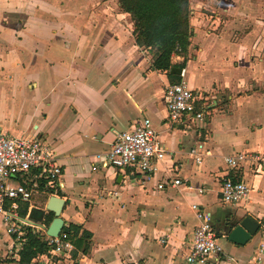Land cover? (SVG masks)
<instances>
[{
    "label": "crops",
    "instance_id": "crops-1",
    "mask_svg": "<svg viewBox=\"0 0 264 264\" xmlns=\"http://www.w3.org/2000/svg\"><path fill=\"white\" fill-rule=\"evenodd\" d=\"M188 4L185 55L173 52L162 70L152 65L156 50L137 45L118 0H0V130L44 143L61 168L52 182L39 166L9 180L30 189L18 213L50 236L46 204L61 197L63 226L79 225L92 240L87 253L73 255L66 238L68 254L34 259L190 264L196 203L209 212L221 247L207 264H264V0ZM182 62L203 120L168 118L163 91ZM144 117L164 149L157 169L105 165L117 133ZM239 153L244 159L228 164ZM226 176L245 182L247 195L225 202ZM244 216L258 226L240 244L229 239V224ZM21 248L0 214V264H17Z\"/></svg>",
    "mask_w": 264,
    "mask_h": 264
},
{
    "label": "built area",
    "instance_id": "built-area-1",
    "mask_svg": "<svg viewBox=\"0 0 264 264\" xmlns=\"http://www.w3.org/2000/svg\"><path fill=\"white\" fill-rule=\"evenodd\" d=\"M163 100L170 121L178 122L183 116H192L196 120H203L204 110H197L196 95L189 86L185 76V68L181 67L179 79L166 86ZM164 156V149L150 120L144 117L133 128L118 132L112 147L103 155L105 165L115 167H135L141 171L152 173L157 169V161ZM245 154L239 153L227 156L230 165H236L244 159ZM200 161V156L196 155ZM39 166L41 172L51 182L57 178L61 168L56 164L52 150L36 139L7 134L0 130V214L7 230L16 241L22 242L28 233L26 226H32V234L41 236L45 232L44 225H33L18 213V201H27L30 189L21 183L12 184L9 180L30 168ZM172 185L180 183L179 178H172ZM159 187L163 183L158 184ZM249 187L245 182L235 181L224 177L221 184V197L225 202H236L245 197ZM198 191L202 192L199 188ZM199 219L195 226L186 260L190 264H207L211 254H217L221 247L217 241L218 233L214 229L209 212L193 203ZM52 245L51 253L68 254L73 245L66 239L65 233L58 236H47ZM30 264H49L48 259H34Z\"/></svg>",
    "mask_w": 264,
    "mask_h": 264
},
{
    "label": "trees",
    "instance_id": "trees-1",
    "mask_svg": "<svg viewBox=\"0 0 264 264\" xmlns=\"http://www.w3.org/2000/svg\"><path fill=\"white\" fill-rule=\"evenodd\" d=\"M123 11L128 12L133 20V34L137 45L156 50L153 68L169 70L173 65V52L185 55L190 31L188 17V0H118ZM184 66V62L177 64ZM24 213V210H23ZM53 212L47 211L45 221L48 224ZM80 226L67 223L62 232L70 240L75 251L89 252L92 240L91 233L85 229L78 234ZM52 245L47 235L35 236L28 229L22 240V248L17 264H29L31 260L43 253H50Z\"/></svg>",
    "mask_w": 264,
    "mask_h": 264
},
{
    "label": "water",
    "instance_id": "water-1",
    "mask_svg": "<svg viewBox=\"0 0 264 264\" xmlns=\"http://www.w3.org/2000/svg\"><path fill=\"white\" fill-rule=\"evenodd\" d=\"M180 70V67L176 68L177 73H179ZM63 204L64 200L58 196H51L46 204V209L54 213V217L46 229V233L50 236H57L62 229L63 218L60 216V212ZM257 226L258 224L255 220H252L248 216H244L237 222L229 224V239L236 243H245L255 232Z\"/></svg>",
    "mask_w": 264,
    "mask_h": 264
}]
</instances>
